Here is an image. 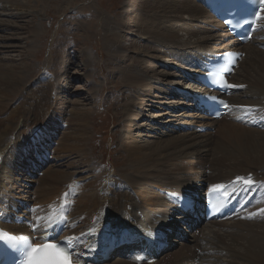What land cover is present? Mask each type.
Instances as JSON below:
<instances>
[{
	"label": "bare ground",
	"instance_id": "6f19581e",
	"mask_svg": "<svg viewBox=\"0 0 264 264\" xmlns=\"http://www.w3.org/2000/svg\"><path fill=\"white\" fill-rule=\"evenodd\" d=\"M128 4L131 7V10L126 13L125 22L120 20L112 22L110 19L105 18V24L103 23L108 30L105 33L108 34L106 36H108L107 45L109 47V52H111L110 55L114 60H118L114 72H116V74L118 73L123 80H125H122L123 83H126L137 91L136 93L134 92L129 104L125 106V110L127 109L126 114H128L129 117L127 119L129 121L132 117H142L144 108H149L150 112L155 111V114H149V116H147L148 121L151 120L157 122L161 124V126L166 125L163 130L157 129L159 135L173 134L178 131L183 132V134L173 137L172 139L170 138V140H167L165 143H157L153 145H148L147 143L138 145V142H134V140L127 141L124 144V148L126 153H128V169L130 172L128 176L115 178L113 175L106 176L103 174V176L107 178V181L104 183H101L102 181H100L99 183L97 176L102 174L99 173L96 175L95 173L98 172L93 169H83L77 173L71 174V176L75 174L79 176L81 175V177L75 180L76 182L78 181L77 183L90 180L79 188L81 193L86 192V194H82L79 202H76L77 204L73 206L76 209V212L74 213L76 221H73L72 217L67 215L69 229L67 236L69 238L78 239L80 243L77 248V256L83 258L85 250L92 252L98 247L99 243L108 240H116V237L126 232L131 236V239L136 240L137 243L131 247H121L118 250H115L113 254L117 253L119 255H126L128 254V250H139L140 245L144 244L142 239H148L151 235L153 242H161L164 238L166 239L162 242V244L168 243L169 250H166V253L171 249H174L176 246H179L182 249L178 255H171L169 259L174 261L175 264H219L221 258L215 256L220 253L218 251H223L224 247L223 249H221L222 247L218 249L220 246L218 247L215 244L221 240H223L226 245L228 244L227 241L230 242V244H228L229 247H225L230 253V260L225 261L226 264H264V205L261 206L257 212V215H259L260 209L263 211V213L261 212L263 218L257 228L244 221L231 225L228 224L229 227L224 230L223 224L226 220L222 222H209L205 227H201L198 235L201 237V233L205 232V234H207L203 238L208 240L210 238V240L213 241V244L211 243V245L209 244V241V248H206L204 246L202 247L199 236L187 239L185 235V230L197 225L199 219L194 218L193 215L190 214L180 216L177 212L176 206L173 204L174 195L193 194L194 196V194H199L202 196L199 192L203 183L206 184V187H208L209 190L226 188V190L230 191L244 188V194L247 193L251 195L254 192L256 200L260 197L264 198V178L259 179L258 175V170L262 169L264 166V160L252 159V154H255L254 150L260 148L257 147L258 143L256 142V139L264 137V131L246 126L244 127L235 122H229L228 124L225 123L215 131V136L219 137V142H216V144L214 143L212 149L210 147V145H212L210 134L207 132L199 133L198 131L193 130L190 131V133H187L186 128H212L224 118L219 121H212L200 114H187L185 110L193 108V106L189 100L186 102L183 94L178 96L180 99L183 97V100H180L181 102L179 104L184 112H176L174 111L176 107L170 108L169 105H165L166 103H160L161 99L166 102L171 94H176L181 91L188 93L202 92L201 88L192 84L196 77L195 74L198 73L195 64L203 59V57L218 55L227 51L243 53L242 49L248 48L251 42L258 36L242 47L235 41L230 40L227 33L223 32L224 30L222 31L224 28L223 25L214 19L209 12H207L195 0H128ZM178 14H185L186 17L179 16ZM201 16H206L211 20L200 21L202 24L207 23L204 27L192 23L193 21L199 22V17L201 18ZM118 26H123V28L118 30ZM179 32H185V35L189 40L182 41L179 37ZM126 36L134 37V40L130 43L129 47H131V50L133 51L132 54H135L136 57L155 58V54L162 53L165 57L170 59L175 57V59L173 58L172 60L176 61L177 56L179 60H181L180 56L183 55V64L187 72H181L182 75L178 73V76L173 75L178 82H167L165 90L152 87L150 84L154 79L153 74L159 75L157 76L158 78L164 77V81L166 80L165 76L168 75L163 72L156 73L151 66L144 67L143 61L137 58L134 59V62L142 65L143 68H141V70H136L138 68L135 67V70H128V67H121L128 61L126 56L113 57L119 54L118 51L122 49L121 42ZM244 54L245 55L240 62L241 64L246 59V52ZM247 54L248 59L245 60V62L248 64L250 70L248 69V71L244 72L245 80L241 83L234 82V77L237 73L235 72L230 79L231 84H243L238 97H246L252 100L254 95L257 97V100L261 102L264 101V77H261L260 75L261 72H264V52L256 49H249ZM240 63L237 70L240 67ZM83 68L85 69V66H83ZM2 69L4 72H0V83L3 86V89L0 88V129L6 131V135L2 137L0 134V205L2 208L7 207L6 211H8V214L14 213L15 209L24 213L19 204L24 201L29 204L32 203L33 200H31V193H26L23 198L20 197L18 199L19 203L16 205L17 203L14 202L10 190H2L6 187L4 182L11 183L13 179L10 177L17 175L19 171L30 172L29 169H32V167L28 165L27 162L32 158L26 156L22 157L23 153L29 150L30 146L34 145L33 142L30 143L31 140L37 142V147H39L38 143L43 144L47 141L44 140L43 142L41 139L38 140V138H35L39 137L40 133H29V131H31L33 127H39L38 130L44 129V126L46 125L45 122L48 121L50 124L48 123L49 128H45V130L48 131L46 135H51L54 128L53 126L56 125L58 121L59 125H62V121H60V119H62V112L58 110L51 112L45 110V115L39 113V115L35 117L27 106V94H32L33 98L40 95L42 98L44 97V101L47 103V99L51 96V92L54 91L53 89H50L49 92H47L50 82H46L36 88H33L37 86H34V84L20 85L23 80V71H17L13 66L3 67ZM125 70H127L126 73ZM64 72L67 73V71ZM251 73L255 74L254 78L258 76V80H254L252 77L253 74L251 75ZM38 80L40 83V80L42 79ZM255 84L258 85V88L255 87L254 94H252L250 87H253ZM18 87L19 89L16 91ZM58 91L65 93L64 89H60V87L57 89V92ZM152 91L156 92L158 96L150 95ZM22 92L25 93V97H22V99H20L21 101L16 106L15 104H12L11 106L9 105L6 110H1L2 106H4L1 103V100L9 99L10 96L13 99L14 95H17L18 97ZM235 98H237V96ZM149 99L159 101V103H156L158 107L152 106ZM232 99H228V101L233 106L251 105L248 103L249 101L247 102L246 100L244 102L241 98H238V100ZM149 103L151 106H147ZM167 104H173V102ZM259 105L260 107L264 106V102L263 104H257L254 106ZM6 113H8L7 117L2 119L4 117L3 114ZM24 114H26V116L22 118ZM238 114H241L239 116H243V112H238ZM46 115H49L48 119L46 118L47 120H44ZM192 116H194L192 119H196V121L189 120ZM79 123L77 132L75 131V133L72 134L73 137L69 139L70 133H64L63 137L59 140L57 146H59V151L63 152L61 153L63 156L60 157L57 155L56 158L60 160L66 156L69 157L70 155L75 154L81 158L80 161H82V163L80 165L84 166L85 164H88L86 158L88 152L86 150V135L88 129L85 128L86 123ZM37 134L38 136H35ZM27 135L29 138L25 139ZM48 137L49 136H47L46 139H48ZM22 138H24V141L21 142L20 140ZM127 139L129 140V138ZM26 140H28V142ZM46 144L49 145L47 148L44 146H42L43 148L40 147V150H42L45 156L49 153V148L51 147L50 143L47 142ZM180 146H182L183 149L179 154L171 153L168 155L170 152L168 148L173 149ZM26 148L28 149L26 150ZM146 150H148L147 152L149 153H146ZM212 151H214V154L215 151L217 152L213 155ZM178 157H182L186 162L184 163L183 160L180 161ZM186 158L191 159L187 160ZM166 161H168V163H166ZM176 161H180V165L176 166ZM208 164H210L209 174H207L205 168ZM222 164L227 165L228 170H221L220 166ZM232 164H235L237 167L232 168ZM27 165L30 168H28ZM152 166L158 168L151 169ZM250 167L257 168V170L254 169L256 172L249 170ZM23 169H25V171H21ZM190 174L191 176H189ZM249 174L253 175L251 180L246 179V176ZM48 176H55L53 180L61 181V183H63L64 179L68 180V175L65 173L63 175L62 172L53 168L48 171ZM47 180L50 181V179ZM25 181V183L28 184L29 180ZM71 181L72 180L69 178L67 182L71 183ZM72 182L74 183V181ZM72 185L74 186V184ZM68 186L69 183L66 187ZM65 189L66 188L59 190L61 193L59 199L60 201L67 203L65 207L68 208L69 205H73V200L70 198L71 196L67 197L66 195L72 193L73 190H70V188L69 190ZM88 191L91 192L90 195H87ZM36 205L40 207L37 211L38 217L35 218V226L38 228V232H41L42 229L48 227L49 225L47 224L52 222L58 213L64 208V206L59 207V209L54 212L51 203L44 206H41V204H34L35 207ZM253 209H257L256 206L251 210ZM249 212L250 209L241 215H246ZM172 215L174 216V220L178 222L177 229L174 227V223L168 222V217ZM234 217L235 216L232 218ZM169 220L172 222L173 219L171 220L169 218ZM214 224L219 226L217 231L211 230ZM4 227L12 232H26L25 226L5 224ZM168 229L171 233L167 232ZM177 234L179 235V237H177L179 238L178 242L175 237ZM161 235L163 237H161ZM191 236L194 235L190 234L189 237ZM228 237L231 238L228 239ZM123 250L127 251L123 253ZM206 252H213L216 255L214 257H211L212 255L206 257ZM189 254H191V256L187 258ZM109 258H111V256ZM180 259H182L181 262H179ZM77 260L79 261L80 259ZM118 260L119 261H116L115 264H131V261L124 258H119ZM157 261L154 264H156ZM102 264L105 263L103 262Z\"/></svg>",
	"mask_w": 264,
	"mask_h": 264
},
{
	"label": "rangeland",
	"instance_id": "374dc122",
	"mask_svg": "<svg viewBox=\"0 0 264 264\" xmlns=\"http://www.w3.org/2000/svg\"><path fill=\"white\" fill-rule=\"evenodd\" d=\"M129 10H131V7L128 4V0H0V72H4V70L2 69L3 67L13 66L15 70L23 71V80L20 85H37L33 88L41 86L46 82H50V85L47 88V92H49L50 89H53L55 92H51V96L47 99V103L44 101V97L42 98V96L40 95L34 97L37 98L34 99L32 94H27V106L29 107L30 112L34 114L35 117L38 116L39 113H43L41 115H45V110H49L50 112L58 110L62 112V119H60V121H62V125L60 126L58 121V123L53 126L54 128L51 132V135H46L48 131L45 130V128H49L48 121L45 122L46 125L44 126V129L38 130L39 127H33L32 130L29 131V133H40V136L35 138H38V140L41 139V141L43 142L44 140H46L48 143L52 144V147L49 148V162L46 164L44 163V167L43 164L40 165L37 163L36 165L37 168H42L40 172H36L34 170L35 166L31 165L35 162V160L32 158V161L27 162V164L32 167V169H29L30 172L19 171L17 175H13L11 177L9 176L13 179L11 183L4 182V184H6V187L2 190H10V193L13 195L14 202L17 203L16 205H18V199L20 197L23 198L26 193H31V200H33L32 203H30L31 206H34V204H41V206H44L51 203L54 212H56L59 207H65V205L67 204L63 201H60L59 196L61 193L59 192V190L63 188H66L65 190H69L70 188V190H75L71 195V198H73V206H75L81 199L82 194H86V192L81 193L79 188L88 183L90 180H88L87 182L85 180L77 183L78 181L76 182L75 180L81 177V175L79 176L75 174L71 176V174L77 173L78 171L83 169H93L98 172L95 173L96 175H98L99 173L102 174L97 176V179H99V183L100 181H102L101 183L107 181V178H105L103 174L106 176L113 175L115 178L128 176L130 174L127 159L128 153H126L124 148V144L127 141L134 140V142H138V145H143L146 143L148 145H153L157 143H165L167 140H170V138L172 139L173 137H177L180 136V134H183V132L178 131L173 134L159 135L157 129L163 130L166 125L162 124L163 126H161V124L157 122H153L151 120L148 121L147 116H149V114H155V111L150 112L149 108H144L142 117H132L129 119V121L127 119L129 117L128 114H126L127 109L125 110V106L129 104V101L133 97L134 92L136 93L137 91H135L136 89L131 88L126 83H123V78L118 73L116 74V72H114L118 60H114L110 55L111 52H109V47L107 45L108 36H106L108 34L105 33L108 30L106 25H104V20L105 18H108L112 22H115L117 20L125 22L126 13ZM180 15L182 17H186L185 14ZM200 21L211 20H209V18L206 16H201V18L199 17V22L193 21L192 23L198 26H206L207 23L202 24L200 23ZM122 28L123 26H118V30ZM223 30L224 28L222 29V31ZM223 32H225V30ZM259 35L257 36L259 37ZM179 37L182 39V41L189 40V38L185 35V32H179ZM133 40V36H126V38L121 42L122 49L118 51L119 54L113 57L126 56L128 61L121 67H128V70H135L136 68H138L136 70H141V68H143L142 65L134 62V59L137 58L143 61L144 67L151 66L154 68L156 73L163 72L168 75L165 76L166 80L164 81V77L158 78L157 76L159 75L153 74L154 79L150 84L152 85V87L165 90V85L167 84V82H178V80L175 79L173 75L178 76V73L182 75L183 72H187L183 64V55L180 56L181 60H179L177 56L176 61L172 60L173 58L175 59V57H172L170 59L165 57L162 53L155 54V58H142L141 56L136 57L135 54H132L133 51L131 50V47H129L130 43ZM258 45H262V42L258 43L256 42V40H254L251 42L248 48L242 49L243 53L246 52L245 60L248 59L247 52H249V49H256L258 51L264 52V50L258 48ZM245 60L242 64L240 63L239 69L236 70L237 73L234 77V82L241 83L243 80H245L244 72L248 71V69L250 70ZM83 66H85V69L83 68ZM64 71H67V73ZM126 71L127 70H125V73ZM251 75L254 80H258V76L254 78V73H251ZM260 75L261 77H264V72H261ZM38 79H42L40 80V83L38 82ZM235 84L236 83L232 85L236 87ZM236 85L238 86V88L243 87V84ZM257 86L258 85L255 84L253 85V87H250V91L252 92V94H254L255 87L258 88ZM19 87L16 89V91H18ZM59 87L60 89H64L65 93H61L59 91L57 92V89ZM0 88L3 89L1 83ZM201 91L203 90L201 89ZM176 94H171L166 102H164L165 100L162 101L161 99L160 103H166L165 105H169L170 108L176 107L174 110L176 112H184L179 104L183 99L182 97L180 99L178 93ZM150 95L158 96L154 91H152ZM239 95V92H235L233 96H231V98L229 97V99H232L233 97L235 98L237 96V98H233L232 100H238V98H241L244 102L246 100L247 102L249 101L248 103L251 105L244 107L263 104L264 102L258 101L257 97L254 95L252 97V100L246 97H238ZM22 97H25L24 92L20 93L18 97L17 95H14L13 99L10 96L9 99L1 100V103L5 106V108L4 106H2L1 110H6L8 106H11L12 104H15L16 106L21 101L20 99H22ZM149 100L152 106L158 107L156 103H159V101L155 99ZM171 102H173V104H167ZM150 103L147 104V106H151ZM239 106L242 107L241 105H237V114L238 112H243V110ZM259 106L254 107H257L258 109ZM263 107L264 106L259 107V112L261 111V109V112H264ZM185 111L187 114L195 115L194 108H190ZM3 115L4 117L2 119L7 117L8 113ZM24 116H26V114H24L22 118ZM46 116L44 117V120H47L49 115ZM192 118H194V116L189 118V120L196 121V119ZM228 118L229 116L227 115V117L214 125V127L205 128V131H199L200 128L192 127L193 129L186 128V132L190 133V131L192 130L198 131L199 133L207 132L211 135L212 138V145H210V147L212 148L214 146V143L216 144V142H219V137L215 136V131H217V129L222 127V125H224L225 123H234L233 117H231V120H229ZM79 122L86 123L85 128L88 129L86 135V150L88 151L86 158L88 160V164H85L84 166L80 165L82 163V161H80L81 158L75 154L70 155L69 157L66 156L65 158L60 160L56 158L57 155L60 157L63 156L61 154L63 152L59 151V146H57L59 140L63 137L64 133H70L69 139L73 137L72 134H74L75 131L77 132L78 126L80 124ZM0 134L3 137L6 135V131L0 129ZM27 136L25 137V139L29 138V136ZM47 136H49L48 139H46ZM127 138H129V140ZM20 141H24V138H22ZM26 141L28 142V140ZM256 142L258 143L257 147L260 148L254 150L255 154H252V159L264 160V137L256 139ZM27 149L28 148H26V150ZM168 149L170 150L168 155H170L171 153L179 154V152L182 151L183 148L182 146H180L173 149ZM27 151L23 153L22 157H29V152ZM147 151L148 150H146V153H149ZM40 152H42V150H40ZM216 152L217 151H215V154ZM212 154L215 155L214 151H212ZM186 159L190 160L191 158ZM179 160L182 161L183 158L180 157ZM180 161H176V166L180 165ZM183 161L184 163L186 162L185 160ZM166 163H168V161H166ZM28 165L27 167L30 168ZM231 167L236 168L237 166L235 164H232ZM52 168L59 172H62L63 175L64 173L68 175L67 179L69 180L70 178L72 181H74V183L72 181L71 183L67 182L68 180L66 179H64L63 183H61V181H54L53 178L55 176H48V171H50ZM154 168L157 169L158 167H151V169ZM205 168L207 174H209L210 164L206 165ZM220 169L228 170L227 165L225 164H222L220 166ZM254 169L257 170V168L252 167H250L249 170H253V172H256ZM21 171H25V169ZM258 171L259 179H263L264 166ZM189 176H191V174ZM47 179H50V181ZM25 180H29V182L31 183L28 182V185L25 183ZM68 183L69 186L66 187ZM72 184H74V186ZM90 194L91 192L88 191L87 195ZM258 200H260V203H258L259 206L256 208L259 210V208L264 205V198L260 197L259 199H257V202ZM24 203L26 202L24 201ZM37 207L40 208L39 206ZM75 212L76 209L75 207H73L69 214L70 217H72L73 221H76L74 215ZM261 212L263 213L262 209H260V213ZM260 213L259 215H257L254 221L246 220V222L252 224L251 226H256L257 228L263 218V214ZM240 216L244 215H237L233 219L231 218L229 221L226 220V222H224L223 224L224 227L222 226L223 229L226 230V228L231 224L244 222L241 220H237V218ZM249 216L251 217L252 215ZM169 218L171 220L173 219L172 222L169 220ZM234 219H236L237 221H234ZM168 222L174 223V227H176V229L178 228V222L174 220L173 215L168 217ZM217 228H219V226L217 224H214L211 230L217 231ZM68 232L69 230L67 231V233ZM190 234H193L194 236L189 237ZM206 234L205 232H203L201 233V237H199L202 243V247L204 246L206 248H209V244H213V241H211L210 238L209 240L204 239L203 237L206 236ZM185 235L187 239L198 236L195 233V229L193 228H188L187 230H185ZM175 237L178 242L179 238L177 237H179V235L177 234L175 235ZM230 238L231 237H228V239ZM220 242L215 245L218 247L220 246L218 249H220L221 247V249H223L224 247V252L218 251L220 253H218L217 255L213 252H206L205 255L207 254L206 257H209L211 255V257H214L216 255L215 257L221 258L220 260L222 263L219 262V264H226L225 261L230 260V253L226 250L225 247H229L228 244H230V242L227 241V245L223 240H221ZM181 251L182 249L179 246H176L174 249H171L167 253L166 251L164 253L162 252L160 254V259L158 258L156 264H175L174 261H171L169 259L171 255H178ZM190 256L191 254H189L187 258H189ZM117 257V254H112L111 258L104 263L115 264L116 261H119V258ZM181 260L182 259H180L179 262H181ZM130 263L133 264L132 262Z\"/></svg>",
	"mask_w": 264,
	"mask_h": 264
}]
</instances>
